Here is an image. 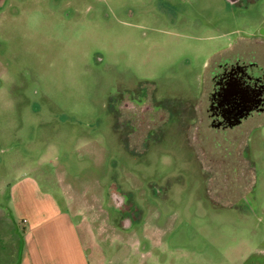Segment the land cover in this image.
I'll list each match as a JSON object with an SVG mask.
<instances>
[{
    "label": "rangeland",
    "instance_id": "374dc122",
    "mask_svg": "<svg viewBox=\"0 0 264 264\" xmlns=\"http://www.w3.org/2000/svg\"><path fill=\"white\" fill-rule=\"evenodd\" d=\"M228 43L264 71V0H0V246L17 248L11 186L34 177L92 219L90 264H264V111L205 121ZM122 92L198 113L193 146L142 107L121 105L117 131Z\"/></svg>",
    "mask_w": 264,
    "mask_h": 264
},
{
    "label": "crops",
    "instance_id": "0c3cea01",
    "mask_svg": "<svg viewBox=\"0 0 264 264\" xmlns=\"http://www.w3.org/2000/svg\"><path fill=\"white\" fill-rule=\"evenodd\" d=\"M232 46L228 43V47H218L213 55L215 61L227 53L225 48L230 50ZM255 165L258 166L257 161ZM38 182L34 177H26L11 186L9 199L20 222L16 221L15 212L9 219L4 212L3 227L6 228V221L10 223L18 237L17 248L11 253L6 244L0 246V264H90L89 252L94 242L86 243L83 228L92 219L81 209L73 210L70 198L65 199L63 206L52 192H41ZM1 227L0 243L4 230ZM92 231L89 228V234Z\"/></svg>",
    "mask_w": 264,
    "mask_h": 264
},
{
    "label": "flooded vegetation",
    "instance_id": "af4514ba",
    "mask_svg": "<svg viewBox=\"0 0 264 264\" xmlns=\"http://www.w3.org/2000/svg\"><path fill=\"white\" fill-rule=\"evenodd\" d=\"M230 1L232 3L241 2V0ZM256 66L257 62L253 60L247 62L242 61L237 56L223 55L209 69L208 77L205 80L209 84L205 111L207 125L217 129L233 128L241 124L250 115L264 111V71L259 73ZM129 93L134 95V92ZM129 93H123L124 97H127L126 95ZM147 95L141 93L136 97H132L130 94L131 97L127 98H131V101L127 99L113 102L114 109L112 112L118 120L116 130H120V126H118L120 119L116 113L121 105L133 109L142 107L145 115L149 113L147 119L150 123L162 121L158 129L161 132L160 136L167 130V125L176 119L179 123V133H182L180 139L183 138L192 147L193 143L189 135L192 131L191 127L194 125L192 120L198 117V113L195 114L194 111L192 115H189V110H181L180 107H182L183 102H177V98L162 101L154 98L155 102H148L151 97ZM193 107H195V104ZM187 118L190 119L189 124L191 126L187 124ZM183 123L187 124L186 127L180 126ZM110 197L115 200V207L121 211L125 217L124 220L133 218V215L129 216V214L131 212L133 214L135 208L129 207L131 201L123 193L114 190L111 192Z\"/></svg>",
    "mask_w": 264,
    "mask_h": 264
}]
</instances>
